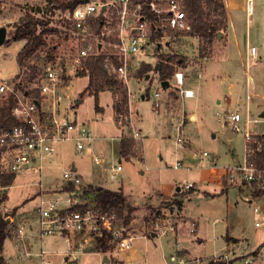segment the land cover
Listing matches in <instances>:
<instances>
[{"label": "rangeland", "instance_id": "374dc122", "mask_svg": "<svg viewBox=\"0 0 264 264\" xmlns=\"http://www.w3.org/2000/svg\"><path fill=\"white\" fill-rule=\"evenodd\" d=\"M224 1L227 14L228 5L231 8L232 20L230 23V17L227 18V25L221 29L222 36H219L214 42L213 51L208 52L207 56L201 57L199 55V40L197 38L190 36L172 37L167 30L164 37L160 40L162 41V43L160 42L161 47L160 44L157 45L156 42H153L146 50L134 56L133 62L135 68L131 71L130 78L128 79V87L126 86L127 84H123V81L119 77L115 76L116 83L107 85L105 91L100 92L99 103L103 108L99 111L95 108V95L93 93L87 91L81 96L82 91L89 83V76L80 74L83 70L80 67H84L85 59L82 58L79 64H75L73 61L82 47V38L74 34H66L63 30L65 24L61 13L68 10L63 11L59 8L52 10L49 7L53 4L51 0H0V26L4 25L8 30L7 38L4 44L0 46V78L9 83L17 84L22 82L26 84L25 78L30 73V64L42 68L48 60L53 59L58 61L63 68L64 79L71 85L72 102L76 103L77 99L83 98V101L80 104H76L75 107H71V100L65 103V107H70L71 115H73V112L75 113L74 110H78L77 115L79 118L90 120L91 127L97 136V140L93 144V150L97 151V148L101 145L103 147L106 146V153H103L107 156L108 161L119 162L121 160V164L123 165V170L119 177L117 179H110L103 169L94 166L91 157V153L94 151L89 150L90 148L84 152L76 151L74 144L69 142L61 147L63 148V150L61 149L62 152L59 150L53 158L47 160L44 170V183L46 187L59 188L64 183V169L75 165L78 167V172L82 175V181L85 184L103 181L104 186L112 189L118 187L120 183L123 184L124 188L128 189L133 198H135L137 206L133 212L131 223L123 225L121 219H118L116 227L120 229L122 226H125L126 231L123 235H128V232H130L135 236L133 247H144L147 249L145 253L141 251L144 254L141 259L128 262L129 264H170L169 257L176 251L189 260L187 264H208L209 259L214 254L225 252L224 237L228 226H230L228 230L229 235H240L243 239L235 240L249 242L251 247L264 241V227L258 228L255 225V221L259 215L254 212L252 204L243 198L246 196L245 194H250V185L241 187L237 183L226 179L227 182H224V188L229 186V189L220 197H214L213 194L204 193L202 190H200L202 196H198L197 194L191 195L195 197L189 203V208L200 216V224L196 226L195 232H192L188 228L190 233L185 238L181 237L179 245L174 244V240H172V245L170 246H167L169 234L157 238L153 237L154 233L152 232L153 223L158 217L172 215L170 211L163 213L161 210L162 206H169V201L153 203L145 196L147 191L160 180H176L182 183L188 179H192V181L197 182L199 187L203 185L201 183L203 182L202 176L208 170L205 163L198 164L197 166L195 165L196 163L192 164L182 157L183 165L179 168L175 167L177 159L183 155L182 152H179L177 146L185 145L188 139L189 141H194L195 148L201 153L207 151L210 158L212 156L215 157L217 154V164L220 166L235 167L236 163H241L243 160L245 137L240 133H235L234 137L229 138L225 133V120L222 119L225 114L221 113L218 115L216 109H211L208 117L198 120L199 131L194 128L196 125L193 126V124L186 126L188 129H192L189 133L181 130L179 134L182 138L181 141H177L178 135L175 136L176 134H165L162 125L165 123V127L168 128L171 117L169 112L165 113L167 111L163 100L165 91L167 88H171L173 93H175V96L171 97L179 98L180 95L178 93L182 87H176L173 84L177 63L170 78V85L166 90L161 86V80H159L157 71L153 72V75L148 73L147 75L150 76L148 79H146L147 75L143 78L136 73L142 60H148L155 64L162 60L161 54L170 55L178 53L179 57L182 56L184 59L183 65L178 66L184 67L187 64V76L192 78L193 71L201 63L199 61L200 58L215 60L223 55L228 38L231 40L230 50L234 53L231 55L232 58L236 59L233 55L237 54L238 45L242 47L243 56L245 57L247 55L246 44L243 40H249L250 38L252 45L257 46L259 49L258 60L250 68L253 86L256 78L264 80V0H254L253 12L250 16L247 15V0ZM28 14L48 19L47 27H53L57 31L46 33L47 43L27 57L24 63L20 64L18 59L19 51H21L27 40H14L12 34L15 31L14 24ZM52 15L53 18L51 19ZM107 15L114 16L112 15V11H109ZM94 28L95 30L97 29V27ZM41 29H43L42 25L38 30L41 31ZM166 40L170 42L166 43ZM108 46L109 44L105 43L103 50L105 51ZM238 56L239 54H237ZM180 60L182 61V59ZM238 60L240 64H233V78L237 82L246 84V74L241 64V58L234 61L238 62ZM125 88L129 94L128 100L130 99L133 110L137 112L136 115L133 111L135 121L147 137L145 138L146 159L135 157L130 159L122 158L119 151L120 140L118 138H111V136L119 134L117 126L118 112L116 111L115 104L120 101L122 91ZM158 89H160L161 93V106L156 110L154 109V102L155 92ZM262 91H264V85ZM252 100L253 104L257 99L252 96ZM185 103L187 108L190 109L192 98H186ZM178 105L179 107L182 106L181 104ZM125 108L126 106L123 105L120 110L123 111ZM240 112H244V109ZM164 114L168 116L166 121L162 122ZM253 116L255 117L254 113ZM241 124L244 125V122L242 121ZM252 129L255 132H264V123H255L252 125ZM101 136H105V139L99 140L103 138ZM158 151L161 152L162 157L158 155ZM61 153L63 156H61ZM159 163L162 165V169H154L153 166ZM100 175L103 177L102 180L99 178ZM39 178V175L34 173H19L10 187L7 189L0 188V218L11 214L16 216L17 220H28L35 223L37 219L35 208L38 203L36 192L39 190V186L37 185ZM199 178H202L201 182L198 180ZM91 185L98 186L95 184ZM194 190L191 189V192ZM2 197H6V199H2ZM195 206L198 207L194 209ZM215 216H221L224 220L213 224ZM197 230H199L201 238H204L202 241H199V237L196 236ZM36 244L37 247H40L42 242L40 241ZM43 245L56 250H63L67 247L65 239L59 235L45 236ZM97 250L101 249L98 248ZM106 252L110 256V261L107 263L103 261V256L99 253H92L81 256L77 264H127L123 258L128 259L129 253L132 251L119 253L114 242ZM1 254L10 263L15 264L16 250L8 236L4 241L3 251H0Z\"/></svg>", "mask_w": 264, "mask_h": 264}, {"label": "built area", "instance_id": "2783aa9c", "mask_svg": "<svg viewBox=\"0 0 264 264\" xmlns=\"http://www.w3.org/2000/svg\"><path fill=\"white\" fill-rule=\"evenodd\" d=\"M250 5L252 10L250 9ZM254 0H247V15L253 12ZM106 9L102 13V7ZM149 7L155 13L151 20L144 12ZM112 11L113 17L107 15ZM62 14L64 31L82 38V47L73 59L79 64L81 59L99 54L104 55L103 66L111 76H117L128 87V79L135 64L133 58L153 43L151 34L155 29L171 30L190 29L187 12L182 0H89L80 3L73 11ZM101 16V24L95 30L93 23ZM53 15L51 16V19ZM41 28V25L38 26ZM40 32V31H39ZM109 44L103 50L104 44ZM247 55L241 59L246 74L248 97L253 91L250 76L251 66L258 60V48L247 39ZM264 62V61H263ZM80 68L83 69L81 66ZM20 70V68H19ZM180 93L193 96V89L183 87L185 75L183 71L175 72ZM71 85L63 76V68L58 61L48 60L42 66L35 82L26 90L16 87L0 78V188L3 176L19 173H34L39 175L36 192L38 203L35 208L36 221L17 220L11 214L4 215L7 220V233L15 250V264H77L85 254L99 253L108 255L102 249V239L108 235L107 243H116L119 253L131 251L135 236L126 231L125 226L116 227V213L102 211L95 204L81 208L88 200L82 196L85 184L78 167L64 169V183L58 188L46 187L44 170L47 160L53 158L62 146L71 142L75 150L84 152L92 150V162L107 173L110 179H117L123 170L121 160L109 162L107 157L93 150L97 139L91 127L90 120L79 118L78 110L70 114V107L65 103L72 102ZM31 91H36L37 95ZM160 91L155 92V109L161 106ZM78 100V99H77ZM11 103V114L14 123L3 117L2 109ZM131 112H130V110ZM130 99L127 109L118 113V125L121 133L111 138H130L139 141L144 138L142 129L137 125ZM130 112V113H129ZM137 115V112L134 111ZM2 118L5 122L2 123ZM229 126L235 133L245 137L243 160L235 167H227L225 177L239 186L250 185L251 193L244 200L252 204L259 217L255 221L258 228L264 227V137L255 141L257 135L252 129L255 123H264V117H254L249 105L245 114L240 111L228 114ZM244 122V125L241 122ZM180 126V125H179ZM182 138L178 135V141ZM136 147V146H135ZM200 157L210 158L207 151ZM199 161L198 164H200ZM183 165L177 160L175 167ZM193 181L184 183L186 190L196 188ZM80 192V193H79ZM175 221L171 217H158L152 226V232L164 236L175 230ZM190 230L195 232L196 223L192 222ZM47 235H59L67 243L63 250L45 247L43 239ZM42 242L37 247V242ZM100 248L101 250H97ZM128 263V259H124ZM170 264H187L189 260L179 252L169 257ZM7 264V262H6ZM12 264V263H10ZM208 264H264V243L254 251L245 255H237L233 244L223 253L214 254Z\"/></svg>", "mask_w": 264, "mask_h": 264}, {"label": "crops", "instance_id": "0c3cea01", "mask_svg": "<svg viewBox=\"0 0 264 264\" xmlns=\"http://www.w3.org/2000/svg\"><path fill=\"white\" fill-rule=\"evenodd\" d=\"M227 8H228V17H230L229 19L231 23V20H232L231 8L229 5ZM243 41H245V44H246V54H247L248 52V47L246 43L247 39H244ZM249 41L251 43L250 38H249ZM238 46H239V49L237 50V54H239V56L237 57V54L233 56H235L234 58L236 59H239V58L242 59L244 57L243 56L244 52L242 50V47H240V45ZM230 49H231V40L228 38L227 45L225 46V49L223 51V55L219 56L215 60H206L205 58L203 59L200 58L199 61H201V63H199L197 65L198 67H196L195 70L193 71L192 78L187 76L188 75L187 74V70H188L187 64H185L184 67H180L177 65L175 72L183 71L185 78H186L185 84L183 85V87L188 88V89H193V93H194L193 96H184L180 92L179 93L177 92L180 95V97L173 98L171 96H175V93H173L171 88L166 87L167 88L166 90V88L162 86V81H161L162 88L166 90L165 91L166 93L164 94V99H163L166 104L165 106L167 109L165 113L169 112L171 115L169 127L166 128L165 123L162 125L165 131V134L170 133V134H176L175 136H177L181 133V130L184 131L185 133H189L190 131H192V129H188L186 126H189L190 124H193V126L196 125V127L194 128L198 130L199 129L198 120L199 119L201 120V118L204 119L205 117H208L211 109H216V113L218 115H220L221 113L225 114L224 118L222 119L225 120V123H226V127H224L225 133L229 138H232L235 135V132H233L229 126V119H228L229 113L236 112V111H242V109H244V112H241V113H245L246 107L247 105H249L252 115L254 113L255 117H260V116L264 117V91H262L264 80H262L261 78H256V82L254 83V86L252 88L253 91L248 97L246 84L237 82L236 79L233 78V73H234L232 71L233 64L235 63L240 64V62L239 60L238 62L234 61L236 59L232 58L231 55L234 53H232L233 51ZM175 72H174L173 84L176 87H179V85L176 82ZM148 77L146 76V79H148ZM158 91H160V89H158ZM252 96H254L257 99L256 101H254L253 104H252V101H253ZM186 98H192V105L190 106L191 107L190 109H188L186 106V103H185ZM178 104H181L182 106L179 107ZM102 108L103 107L100 105V110ZM154 109H155V106H154ZM167 116L164 114L162 122L166 121ZM117 126H118V131L120 134L121 128L119 127L118 123H117ZM256 134H264V132L257 131ZM101 137L103 138H100L99 140L105 139V136H101ZM145 138H147L146 135L144 136L143 139L136 141L137 142L136 147H135L136 154L133 157L146 159V156H145L146 140ZM177 141H178V136H177ZM193 143H194L193 140L189 141L188 139V142H186L185 145L177 146V149L179 150V152H182L183 154L178 159L183 161L182 159L183 157L192 164L196 163L195 165L197 166H198L199 161H201L200 165L202 163H205L206 169L208 170L205 171V174L202 176L203 182H201L202 178L198 179L201 183H203V185L199 187L197 185V182L195 181L197 187L194 188L195 190L193 192H191V190H186L184 188V183L188 181H192V179L191 180L188 179L186 182H182V183L177 182L176 180H160V181H157V183L153 187H151L147 191V194L145 195L147 196L146 198H149V200L153 203H156V202L161 203L162 201H169V206H162L161 210L163 211V213L167 211H170L172 213V215L168 217H171L172 219H174L176 228L174 231L168 232L169 235L166 234L169 236L167 246L172 245L171 243L172 240H174V244L176 243L177 245H179L181 243L180 242V239H182L181 237L185 238L190 233L188 228L191 227L192 222H195L196 226L200 224V220H201L200 216H198L197 213H195L194 211H192V209L189 208V203L195 197L191 195L197 194L198 196H202V193H200V190H202V192L204 191V193L207 192L209 194H213L214 197L216 196L220 197L221 195L224 194V192H227L229 189V186L224 188V179H226L224 174H225V170L227 166H220L217 164V159H218L217 154L215 155V157L212 156L211 158L200 157L199 154H201V152L195 148L194 146L195 144ZM105 147L101 145L99 148H97V151L101 153L102 155H104V153H106ZM61 149L63 150V148ZM61 149L60 151L62 152ZM119 151H120V146H119ZM158 155L162 157V154L160 151H158ZM61 156H63L62 153H61ZM238 164L239 162L236 163L235 165L237 166ZM153 167L154 169H162V165H160V163L157 165H154ZM142 172L144 173L143 170ZM99 178L100 180L103 179L101 175L99 176ZM92 184L101 185L103 187H106L104 186L103 181L99 183L95 182ZM120 187L123 188L125 194L128 196L130 203L134 207H136L137 203L135 202L136 201L135 198H133L131 192H129L128 189L124 188L123 184L120 183L118 187L113 188V189H119ZM106 188H109V187H106ZM250 193H251V190H250ZM197 207L198 206H195L194 209ZM221 220H224L221 216H215V218L213 219V224H217ZM229 228L230 226H228L227 232L224 237L225 247L227 250L233 244L237 255H245L247 253H250L254 251L260 244L264 243L263 241L260 244L251 247L249 242L246 243L244 240L243 241L235 240V239L242 240L243 237H241L240 235H234V234L229 235V231H228ZM196 236L199 237L198 239L199 241H202V239H204V238H201V235L199 234V230H197ZM153 237L158 238L160 236L153 234ZM131 251L132 252L129 253L130 256L128 257L129 263L133 262L136 259H141L144 255L142 254V252L145 253L147 249L144 247H140V248L133 247ZM138 251H139V254H138ZM100 255L103 256V261H104L106 254L105 255L100 254ZM108 257L110 258L109 255ZM6 262L10 264L9 260H6Z\"/></svg>", "mask_w": 264, "mask_h": 264}, {"label": "trees", "instance_id": "16d2710c", "mask_svg": "<svg viewBox=\"0 0 264 264\" xmlns=\"http://www.w3.org/2000/svg\"><path fill=\"white\" fill-rule=\"evenodd\" d=\"M52 5L49 7L52 10L56 8L62 9L63 11L70 10L73 11L80 3L87 2L89 0H51ZM145 1V0H142ZM184 8L187 12L188 22L190 24V29L187 30H171L169 29V34L172 37L190 36L192 38H197L199 40V55L201 57L207 56L208 52L213 51V44L219 37V32L227 25V9L224 0H182ZM144 12L147 14L149 19H155V13H153L149 7H146ZM95 27L101 24V16L93 23ZM42 25L43 29L39 32L38 26ZM48 19L37 17L36 15L28 14L26 17L22 18L20 21L14 24L15 31L12 34L14 40H27L19 51L18 59L20 64L24 63V60L32 55L37 49L43 47L47 41L45 34L57 31V29L47 27ZM165 31L163 29H155L151 34V41L156 42L157 45L164 35ZM161 42V43H160ZM170 42L166 40V43ZM162 60L159 61L161 67L157 69V63H151L148 60H142L139 69L136 71L141 77H145L148 73L153 75V72L157 71L161 81L169 80L175 69V65H183V57L178 55V53H172L170 55L161 54ZM52 58V57H51ZM104 55L99 54L95 56H90L85 58L84 67L80 74L89 76V83L87 87L82 91L81 96H83L87 91L95 95V108L100 110L99 105V95L100 92L106 89L107 85H113L116 83L115 77L111 76L105 67L103 66ZM182 59V61L180 60ZM30 73L26 76V84L19 82L16 87L22 90H26L35 82L41 67L37 65L30 64ZM175 72V71H174ZM29 82V83H28ZM124 84V83H123ZM32 94L37 95L36 91H31ZM129 94L126 88L122 91V97L120 101L115 104L116 111L121 112L120 108L123 105L127 109V101ZM11 103L6 108L2 109L3 117L7 116L8 121L11 123L15 122L11 114ZM124 111V110H123ZM5 119L2 118V123ZM264 134H257L254 136L255 141L257 139H262ZM136 141L130 138H123L120 142V154L122 158L130 159L136 154L135 146ZM15 179V175L3 176L1 179L2 186L12 185ZM224 182H227L224 179ZM83 197L88 201L81 206L84 208L89 204H95L97 208L102 211H109L116 213L118 219H121L123 225H128L133 220V212L135 207L130 203L128 196L125 194L122 187L119 189L106 188L101 185L93 186L89 185L83 190ZM6 199V197H2ZM8 222L4 217L0 218V251H3L4 241L7 238L6 227ZM108 235H105L102 239V249L107 251L110 249L111 245L107 243ZM0 264H6V260L3 255H0Z\"/></svg>", "mask_w": 264, "mask_h": 264}, {"label": "water", "instance_id": "95a60500", "mask_svg": "<svg viewBox=\"0 0 264 264\" xmlns=\"http://www.w3.org/2000/svg\"><path fill=\"white\" fill-rule=\"evenodd\" d=\"M106 7L103 6L102 7V13H104ZM7 27L6 26H0V46L4 44L6 38H7ZM219 36H222V31L219 32ZM161 67V64L160 63H157V69H159ZM149 75H147L148 77ZM170 85V81L169 80H163L162 81V86L164 88L168 87ZM83 101V98H80L77 100V104H80L81 102ZM179 189V188H178ZM106 262H109L110 261V258L108 257V255L105 256V260ZM9 264V263H7Z\"/></svg>", "mask_w": 264, "mask_h": 264}, {"label": "bare ground", "instance_id": "6f19581e", "mask_svg": "<svg viewBox=\"0 0 264 264\" xmlns=\"http://www.w3.org/2000/svg\"><path fill=\"white\" fill-rule=\"evenodd\" d=\"M250 9L252 10V7H251V5H250Z\"/></svg>", "mask_w": 264, "mask_h": 264}]
</instances>
